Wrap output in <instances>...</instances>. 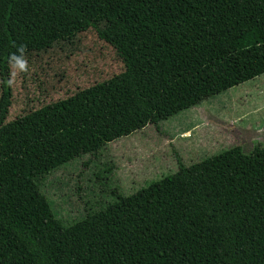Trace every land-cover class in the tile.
Returning a JSON list of instances; mask_svg holds the SVG:
<instances>
[{
	"label": "trees",
	"instance_id": "obj_1",
	"mask_svg": "<svg viewBox=\"0 0 264 264\" xmlns=\"http://www.w3.org/2000/svg\"><path fill=\"white\" fill-rule=\"evenodd\" d=\"M154 0H0V264H264V145H239L64 220L42 182L264 73V6L5 123L12 56ZM22 51H19L21 50ZM89 161H83L88 164ZM8 179V180H7Z\"/></svg>",
	"mask_w": 264,
	"mask_h": 264
},
{
	"label": "rangeland",
	"instance_id": "obj_2",
	"mask_svg": "<svg viewBox=\"0 0 264 264\" xmlns=\"http://www.w3.org/2000/svg\"><path fill=\"white\" fill-rule=\"evenodd\" d=\"M263 6L264 0H154L99 23L108 38L92 27L54 38L25 56L23 69L10 65L4 122L119 74L124 65L117 47L141 64ZM256 142L264 145V73L63 165L45 177L42 190L57 215L70 221L175 172L179 164L236 145L247 153Z\"/></svg>",
	"mask_w": 264,
	"mask_h": 264
},
{
	"label": "clouds",
	"instance_id": "obj_3",
	"mask_svg": "<svg viewBox=\"0 0 264 264\" xmlns=\"http://www.w3.org/2000/svg\"><path fill=\"white\" fill-rule=\"evenodd\" d=\"M19 51H22V49L19 50ZM12 60L15 61L16 64H17L21 69L24 68V62H23L22 58L13 55V56H12Z\"/></svg>",
	"mask_w": 264,
	"mask_h": 264
}]
</instances>
